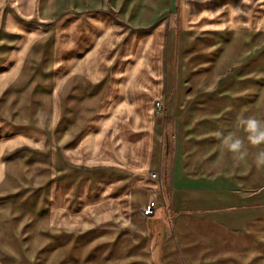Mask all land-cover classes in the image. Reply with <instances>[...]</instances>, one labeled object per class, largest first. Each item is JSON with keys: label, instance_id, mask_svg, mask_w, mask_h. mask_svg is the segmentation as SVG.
Returning <instances> with one entry per match:
<instances>
[{"label": "crops", "instance_id": "0c3cea01", "mask_svg": "<svg viewBox=\"0 0 264 264\" xmlns=\"http://www.w3.org/2000/svg\"><path fill=\"white\" fill-rule=\"evenodd\" d=\"M171 12L172 0H0V122L49 141L0 145V199H9L0 247L26 231L8 215L12 202L32 205L40 223L44 207L51 223L86 221V231L65 236L66 264L77 247L86 264H264V219L245 216L264 202V167L254 164L264 145L248 144L238 127L241 116L264 119V85L236 83L225 95L255 96L216 107L194 101L177 120L172 103L166 116L157 111L172 77L163 53L175 31ZM241 40L249 35L220 43L218 62L239 59ZM218 133L245 138L248 155L234 157ZM152 195L166 199L176 237L160 209L142 214ZM61 236L36 259L58 250Z\"/></svg>", "mask_w": 264, "mask_h": 264}, {"label": "rangeland", "instance_id": "374dc122", "mask_svg": "<svg viewBox=\"0 0 264 264\" xmlns=\"http://www.w3.org/2000/svg\"><path fill=\"white\" fill-rule=\"evenodd\" d=\"M170 18L172 29L175 31L170 32V38H167L163 49L164 56L169 58L170 63L172 76L170 90L166 85L161 98L155 101V104L158 101L163 102L165 108L161 112L164 116L167 115L166 109L171 103L173 105L171 117L177 120L182 110L187 106L191 108L190 103L193 104L194 101L205 103L212 101L215 102V107L216 102L223 98L233 102L237 100L233 97H239L238 101L241 102L244 98L245 102H249L250 98L255 96L249 91L233 93L231 89L233 94L228 96L225 95V90L236 83L240 89L251 88V86L259 88L264 85V43H261V40H264V0H172ZM185 27L187 29H208L203 33L212 38H205L201 41L186 38L183 36L184 33L194 32L185 30ZM242 34L249 35L250 40L248 43L241 40L246 44V46L242 45L246 50L244 54L237 60L227 59L228 56L224 57L223 63H219L218 50L222 47L220 43L233 41L234 36ZM242 93H247V95ZM7 140H11V143L6 146V150L11 151L19 147L30 148L49 143L46 132L36 129L22 130L0 122V145ZM82 146L83 143L81 150ZM261 192V197H264V187ZM255 194L257 195L258 192ZM8 201V198L0 199V211H4L3 206L9 203ZM151 201L156 202L157 208L154 213L157 214V210L160 209V214L166 215L172 227L169 235L176 237V231L172 225L173 216L166 199L162 195L161 197L152 195L146 204ZM146 204L141 209L142 214ZM48 210H50L49 207H44L43 217L46 221L40 223V219H35L32 205L16 206L11 202L7 212L11 220H15L12 223H21L26 231L21 229L18 234H13L12 241L11 238H5L6 242H10L9 245L0 247V264H66L64 259H67V254L64 255L66 252H62L67 246L65 236L78 235L86 231V221L70 223L60 220L56 224L51 223L48 220ZM245 216L252 220L257 219L258 216L264 219V202L261 207L252 206L251 212ZM111 224L113 222H108V225ZM56 235H62L59 239L55 238L58 243L54 244L59 246V249L52 254L44 251L41 255L44 260L38 261L36 256L40 249L45 248V245ZM5 236L7 237V233ZM78 248L72 251L73 255H69L68 264H86V251L83 252V247L80 250ZM59 252H62V255H56ZM51 257H55L54 263H51Z\"/></svg>", "mask_w": 264, "mask_h": 264}, {"label": "clouds", "instance_id": "9594fccd", "mask_svg": "<svg viewBox=\"0 0 264 264\" xmlns=\"http://www.w3.org/2000/svg\"><path fill=\"white\" fill-rule=\"evenodd\" d=\"M238 127L246 134L248 144L254 147L264 145V119H258L254 115L241 116ZM217 136L227 151L234 154V157L243 159L248 155L245 138L234 133H218ZM254 164L257 168L264 167V150L256 154Z\"/></svg>", "mask_w": 264, "mask_h": 264}, {"label": "built area", "instance_id": "2783aa9c", "mask_svg": "<svg viewBox=\"0 0 264 264\" xmlns=\"http://www.w3.org/2000/svg\"><path fill=\"white\" fill-rule=\"evenodd\" d=\"M155 108H156L157 111H163L165 107H164L163 102L158 101L155 104ZM151 177L154 178V179H159L160 175L158 174V172H153L151 174ZM156 208H157L156 202L151 201V202L147 203L146 206L143 209V215L145 217L151 216L155 212Z\"/></svg>", "mask_w": 264, "mask_h": 264}]
</instances>
